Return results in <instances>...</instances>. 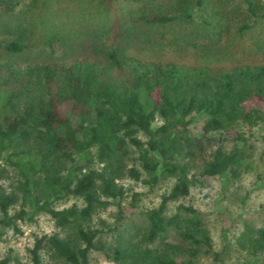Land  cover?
Segmentation results:
<instances>
[{"label":"trees","instance_id":"obj_1","mask_svg":"<svg viewBox=\"0 0 264 264\" xmlns=\"http://www.w3.org/2000/svg\"><path fill=\"white\" fill-rule=\"evenodd\" d=\"M73 10L86 23L83 44L94 56L24 69L0 63V177L9 169L16 177L9 188L0 185V230L49 215L59 232L36 239L32 264H42L45 251L61 264H91L103 231L87 225L108 200L124 199L120 182L154 188L173 180L160 206L144 213L143 227L118 235L111 260L196 264L202 248L212 251L204 221L193 207L168 216L167 205L210 179H237L249 166L241 130L264 127V61L227 69L129 50L137 42L168 51L181 45L215 60L224 45L262 50L264 0H0L3 52L53 53L56 43L75 50ZM195 116L203 119L200 130ZM227 141L235 142L230 150ZM70 197L83 206H55ZM172 235L182 245L170 242ZM238 240L264 251V228L246 225Z\"/></svg>","mask_w":264,"mask_h":264},{"label":"rangeland","instance_id":"obj_2","mask_svg":"<svg viewBox=\"0 0 264 264\" xmlns=\"http://www.w3.org/2000/svg\"><path fill=\"white\" fill-rule=\"evenodd\" d=\"M76 14L77 11L74 10L71 13L72 16ZM79 18L80 16H75L69 27L72 31V38L76 40L75 50L60 48L56 43L53 53L40 47L26 50L21 55L14 56L3 52V45H0V63L13 62L17 67L24 69L45 62L66 61L67 58H69L67 60L73 61L94 56L95 49L90 47L87 41L84 42L85 45L83 44L86 36L82 34L85 29L81 30V28L86 23ZM2 42H4V37L0 34V43ZM133 44L134 48L130 47V53L142 58L171 59L187 65L207 64V61H211L218 68L229 69L239 63L255 64L264 61V49L258 51L254 45L251 46L252 43L244 44L241 47L234 45L227 49L224 45V48L214 50L218 55L220 54L219 60L209 59L204 50L183 49L181 45L168 51L158 48V46L139 45L138 42ZM223 50L226 52H222ZM65 110H68V106ZM194 119H196L194 129L200 130L203 126V119L199 116H195ZM162 123V120L158 119L153 128L156 129ZM241 131L248 139L244 150L247 155L245 163L249 166L243 170L240 177L237 179L231 177L210 179L208 186L192 189L191 195L180 197L167 205L168 216L179 213L180 206L193 207L199 211L204 221L211 237L212 251L207 253V248H202L203 250L195 260L196 264H264V251L246 250L240 246L238 240L246 225L257 229L264 228V127ZM142 139L146 140L144 136ZM234 145L235 142L227 141L224 146L230 150ZM134 157L137 155L134 154ZM4 175L0 177V185L9 188L16 182L15 171L9 169V172L7 171ZM142 180L147 181L149 178L144 174ZM120 185L126 191L124 199L121 201L108 200V205L99 209L87 225L93 230L103 231L96 241L97 250L91 253V264H116L111 260V253L118 243V235L124 230L132 229L133 225L143 227L144 213L160 206L163 197L170 194L175 181L169 180L152 188L142 181L124 179ZM135 195L138 198L134 202ZM75 204L83 206V201L76 197H70L66 201L56 203L55 206L62 209ZM122 210L123 218L120 216ZM18 225V231L0 230V261L9 259V264H32L30 251L33 249L36 239L43 235L59 232L55 222L46 214L39 215L32 223H19ZM169 241L176 245H182L176 235H172ZM215 255H218L219 258L216 259ZM182 257L178 259L182 260ZM42 264H61V261L45 251L42 254Z\"/></svg>","mask_w":264,"mask_h":264}]
</instances>
